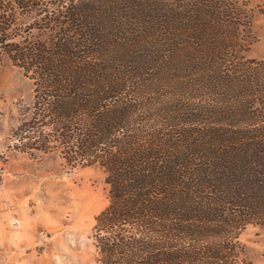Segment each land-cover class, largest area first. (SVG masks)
Listing matches in <instances>:
<instances>
[{
    "label": "trees",
    "instance_id": "1",
    "mask_svg": "<svg viewBox=\"0 0 264 264\" xmlns=\"http://www.w3.org/2000/svg\"><path fill=\"white\" fill-rule=\"evenodd\" d=\"M239 0H0L31 81L8 148L104 173L98 264H236L264 231V59Z\"/></svg>",
    "mask_w": 264,
    "mask_h": 264
},
{
    "label": "rangeland",
    "instance_id": "2",
    "mask_svg": "<svg viewBox=\"0 0 264 264\" xmlns=\"http://www.w3.org/2000/svg\"><path fill=\"white\" fill-rule=\"evenodd\" d=\"M252 8L253 41L247 55L264 59V0ZM32 99V84L0 59V264H98L91 238L94 217L107 204L104 173L71 168L58 152L31 158L8 148L9 133ZM236 264H264V231L239 235Z\"/></svg>",
    "mask_w": 264,
    "mask_h": 264
}]
</instances>
